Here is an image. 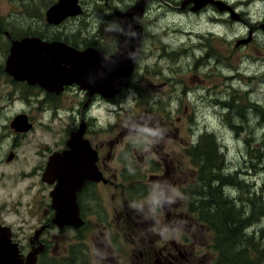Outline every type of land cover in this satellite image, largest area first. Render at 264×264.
Wrapping results in <instances>:
<instances>
[{"label": "rangeland", "instance_id": "374dc122", "mask_svg": "<svg viewBox=\"0 0 264 264\" xmlns=\"http://www.w3.org/2000/svg\"><path fill=\"white\" fill-rule=\"evenodd\" d=\"M56 1L0 0V15L4 20L10 17L18 32L45 31L83 48L95 41L118 40L120 29L114 11H123L137 0H81L84 14L61 24L62 32L41 27L47 24L46 10ZM182 1H154L148 6L144 19L138 22L144 35L133 89L119 103L95 106L99 120L94 125L100 137H114L138 124L144 126L145 138L157 143L154 148L158 156L144 164L147 175L140 176L137 187L129 188L127 204L139 209V215L163 216L156 206L160 191L149 173L156 169L163 173L165 161H173L169 165L175 167L177 175L182 173L173 190L174 206L190 219L182 221L181 227L197 241L192 247L199 259L195 264H200L202 256L216 255L207 248L212 245V233L193 223L198 213L188 209L196 199L189 195L192 186H199L191 148L199 144L202 135L212 134L219 160L223 156L222 178L227 180L221 191L226 199L237 203L238 211L244 207L243 218L249 219L237 248H247L251 264H264V32L258 27L264 23V0H223L239 15L237 20L215 8L196 14L181 11L178 6ZM251 30V42L236 47L237 41L249 39ZM77 96L83 100L82 95ZM64 101L59 112L61 122L55 127L56 121L50 120L52 111L44 108L47 112L42 120H49L54 131L71 124V107L65 96ZM137 178H130L128 183H136ZM127 210L122 200L114 199L111 207L97 208V213H102L107 224L114 216L126 217ZM125 249L131 255L132 248L126 245Z\"/></svg>", "mask_w": 264, "mask_h": 264}, {"label": "flooded vegetation", "instance_id": "af4514ba", "mask_svg": "<svg viewBox=\"0 0 264 264\" xmlns=\"http://www.w3.org/2000/svg\"><path fill=\"white\" fill-rule=\"evenodd\" d=\"M117 11H114L115 15ZM42 26L62 32L59 26L45 23ZM118 27L120 29L119 24ZM258 27L262 29V26ZM252 33L253 30L249 36ZM25 38H38L43 43L63 42L73 47L63 38L50 36L45 31L32 34L18 32L10 17L4 20L0 15V262L195 264L199 259L192 253V247L197 241H193V235L187 228L182 231L181 227L182 221L190 219L177 212L176 204L174 206L173 190L182 173L177 175L175 167L169 165L173 161H165L163 173L160 169L149 173V179L160 191L156 206L163 211V216L139 215V209H132L127 204L131 192L129 188L137 187L141 182L140 176L147 175L144 164L147 159L158 156L154 148L157 143L145 138L144 126L138 124L114 137H100L95 128L94 122L99 120L95 106L119 103L133 89L132 84L111 99L82 91L76 85L58 91L49 90L36 80H17L7 72V63L13 42ZM88 47L105 53L108 58L117 52L119 39L111 43L95 41L87 47L73 48L85 50ZM78 93L83 100L77 96ZM73 95L75 97H71ZM64 96L71 107L68 117V120L72 119L71 124L61 125L58 131H54L62 119L59 112L65 104ZM35 105L38 109H32ZM44 108L52 111L50 120L53 123L56 121L53 130L49 120H42L44 112H47ZM17 120L22 123L20 128L15 126ZM129 131L133 133L130 138L127 136ZM76 133L84 154L78 161L82 168L71 171V165L74 166L76 160L74 163L65 161L62 155L70 150L72 134ZM54 157L62 159L54 174L63 171L74 175L72 180H77L79 186L77 192L60 194L58 200V205L63 206L66 200L76 195L79 214L69 223L55 222L57 211L52 194L58 181L45 179ZM135 176L138 177L136 183H128ZM114 199L122 200L128 209L127 216H114L113 221L106 224V218L97 213V208L111 207ZM177 223L178 231L175 230ZM126 245L132 248L131 255L127 254ZM201 259L200 264H207L215 256H202Z\"/></svg>", "mask_w": 264, "mask_h": 264}, {"label": "water", "instance_id": "95a60500", "mask_svg": "<svg viewBox=\"0 0 264 264\" xmlns=\"http://www.w3.org/2000/svg\"><path fill=\"white\" fill-rule=\"evenodd\" d=\"M80 1L58 0L46 12L47 23L60 25L69 18L81 16L83 9ZM153 1L155 0H137L124 12H116L122 34L119 40V51L109 58L106 57L105 53H99L93 48L79 51L62 42L43 43L38 38H25L13 42L7 63V72L17 80H36L49 90L58 89L60 91L66 85L77 84L82 90H87L90 94L99 93L114 98L129 86L140 56L143 37V28L136 24V21L145 17L147 8ZM189 6L191 13L196 14L213 7L220 13L229 12L233 20L239 19V15L234 9L222 0H183L179 9L185 11ZM261 26L264 30V25ZM250 40L240 41L237 45L246 44ZM33 77L35 78L32 79ZM21 125L19 120L15 122L17 128H20ZM81 143L79 134H72L69 145L73 150L65 157V161L71 160L72 163L76 160L74 166L71 165V169L79 170L82 168L78 164L80 159H77L80 156L83 157ZM61 162L62 159L59 157L52 158L45 174V179L54 178L58 181V185L52 194L53 206L57 211L55 222L58 224L60 220L66 223L72 222L76 214L78 215L75 194L63 206L58 205L60 194L75 193L79 189L78 182L72 180V175L63 173V171L54 174ZM94 171L95 167L93 166ZM69 177H72L70 182L68 181ZM73 184L74 187H72ZM81 184L82 181L80 186ZM38 253L39 251L36 254ZM30 264H34V262Z\"/></svg>", "mask_w": 264, "mask_h": 264}, {"label": "trees", "instance_id": "16d2710c", "mask_svg": "<svg viewBox=\"0 0 264 264\" xmlns=\"http://www.w3.org/2000/svg\"><path fill=\"white\" fill-rule=\"evenodd\" d=\"M216 146L214 136L204 134L199 144L190 149L193 163L198 167L199 186H192L194 190L189 195L196 199L188 202V209L194 214L198 213L194 223L206 227L212 233L210 248L217 254L216 264H251L247 259V248H237L238 242L244 238V228L249 219L243 218L244 207L238 211L237 203L226 199L221 191L227 180L222 178L223 156L219 160Z\"/></svg>", "mask_w": 264, "mask_h": 264}]
</instances>
